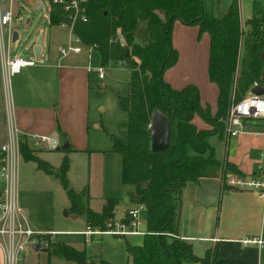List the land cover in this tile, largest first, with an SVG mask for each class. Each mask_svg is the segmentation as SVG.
<instances>
[{"label":"trees","instance_id":"1","mask_svg":"<svg viewBox=\"0 0 264 264\" xmlns=\"http://www.w3.org/2000/svg\"><path fill=\"white\" fill-rule=\"evenodd\" d=\"M47 15L49 25L65 19L61 5L56 3L50 4ZM85 15L86 21L76 20L73 25L81 43L92 46L102 64L125 58L129 66L127 94L118 98L119 108L126 117L119 126L123 138L111 135L110 151L120 156L121 184L133 187L127 192L128 200L142 203L146 216L141 243H126L129 256L126 264H181L184 260L219 264L215 263L210 249L196 256L191 243L175 233L180 194L189 181L201 178L223 181L225 173L240 175L234 164L215 156L208 137L223 136V117L230 101L238 100L252 81L264 86V32L261 29L264 11L250 12L241 23L242 28L233 0L219 17L204 12L201 0H86ZM139 20L147 22L145 44L134 40ZM174 20L196 25L198 32L208 34L207 76L217 87L213 114L207 105L200 103L194 84L174 88L163 79V71L176 61V50L171 43ZM117 32L121 41H109ZM125 48L129 51L128 57L124 56ZM155 110L169 122L168 147L160 152L152 151L149 146L148 123ZM194 114L209 128H196L191 121ZM57 135L64 136L58 127ZM38 149L24 139L22 159L33 161L37 169L58 179L68 200L65 214L82 217L90 228L104 230L112 224L119 197H105L100 210H93L88 204L87 187L74 189L68 182L69 157L65 151L69 147L60 148L65 153L56 168L36 155ZM44 248L45 264H54V258L73 264H109L90 259L84 249L61 241L50 239Z\"/></svg>","mask_w":264,"mask_h":264},{"label":"crops","instance_id":"2","mask_svg":"<svg viewBox=\"0 0 264 264\" xmlns=\"http://www.w3.org/2000/svg\"><path fill=\"white\" fill-rule=\"evenodd\" d=\"M37 4L41 5L42 9L37 8ZM13 5L16 16L23 12L25 6L32 13L41 10L37 22L35 20L38 13H35L30 19L26 17L24 23L18 21L17 29L20 39L24 36L30 43L31 52L35 38L39 34L43 46L39 62L21 67L18 72L10 75L6 88L0 73V145L6 139L5 112L8 104L15 126L21 133L49 135L56 138L59 145L66 144L72 153L85 152L89 140L86 125L89 111L87 101L89 71L94 69L86 64L90 60V52H95L100 62L99 55L93 48L89 51L83 48L78 53L60 56L58 49L66 44L67 30L58 25L48 24V19L44 15L46 5L41 0H13ZM144 26L145 36L134 31V40L139 44H145L147 40V22ZM19 28L24 31L21 36ZM208 42V34L204 31L198 32L196 25H184L174 20L171 26V43L176 50V61L163 71L162 76L174 88H181L188 83L194 84L199 92L200 103L207 105L213 114L216 110L217 87L207 76ZM191 121L198 129L209 128L197 114L193 115ZM94 126L97 127V124ZM57 127L64 136L57 135ZM247 128L252 129V126ZM230 138L235 150L227 155L224 147L223 157L219 160H227L235 165L240 175H232L242 178L263 174L258 167H253L256 152L262 150V137L251 132L239 133L236 136L225 137V145ZM54 149L40 148L36 155L39 157V153ZM113 153L116 157H111L108 165L101 167L97 172L95 167H87L88 176L80 178V182L73 185L75 189L87 187L89 205L93 198L98 199L96 207H93L96 211L100 210L105 197H119L124 215L126 208L132 204L127 198V192L133 187L121 184L120 156L116 152ZM40 159L52 166L49 160L42 157ZM35 169L40 170L36 166ZM70 169L68 166V182ZM94 179L97 180L95 187L97 193L89 181ZM222 183L225 186L223 188ZM18 189L24 196H32L28 200L32 203L34 212L33 199L37 198L35 192L23 190L19 184ZM180 196L175 233L191 243L196 256H202L210 249L215 255V263L264 264V198L258 197L255 190L227 185L224 180L201 178L187 182ZM28 215L30 222H33L34 213ZM84 226L86 229L85 222ZM76 231L81 233L82 230ZM81 235L84 237L82 233ZM242 239H259L261 243H241ZM1 259L0 251V264ZM181 264L202 263L184 260Z\"/></svg>","mask_w":264,"mask_h":264},{"label":"rangeland","instance_id":"3","mask_svg":"<svg viewBox=\"0 0 264 264\" xmlns=\"http://www.w3.org/2000/svg\"><path fill=\"white\" fill-rule=\"evenodd\" d=\"M44 5H47V0H41ZM231 0H201L204 12L219 17L225 12L228 3ZM237 10L238 19L241 23L250 12L260 14L264 11V0H233ZM12 23L18 21H26L31 18L35 13H38L35 22L39 20L41 10L32 13L28 7H24L20 15H15V5H13ZM239 12V13H238ZM145 23L140 20L135 27V32L146 35ZM144 24L143 26H141ZM264 32V22L261 27ZM66 31V30H65ZM64 31V32H65ZM20 36L24 32L19 28ZM86 51V50H85ZM9 52L11 55L18 54L22 57L28 56L33 58L30 43L27 42L26 37L10 42ZM87 52V51H86ZM242 53V43H239L238 56ZM89 67L94 69L89 71L90 84L87 94V101L89 102V111L87 113V131L89 134L88 147L85 152L65 151L69 157L70 181L69 184L74 189V183L80 182V178L87 175V167H95L99 170L101 167L108 165L111 157H116L111 148V138L113 135L117 138H123V134L119 132V126L125 121V113L120 110L118 98L127 94V82L129 70L128 68L119 66L117 61H107L102 64L98 61L95 52H90ZM42 61V59L40 60ZM39 62V61H37ZM87 62V61H86ZM102 66L105 74L99 80L95 68ZM97 124V127L94 126ZM225 136L221 138L216 136L208 137V142L214 147V154L219 159L223 157L224 147L227 155L232 154L235 147L232 144V138L224 144ZM61 149H54L39 153V157L49 160L52 168L59 165L61 156L65 153ZM261 152V151H260ZM260 152H256V157L253 167L257 165H264V158L260 156ZM80 153V154H79ZM264 168V167H263ZM260 171V170H259ZM258 171H256L257 173ZM255 173V174H256ZM67 176V173H66ZM264 179V175L259 174ZM17 179L19 187L26 191H33L37 198L33 199V212L32 203L27 204L28 213H34L35 219L31 223L34 229L52 230L56 233L52 236L51 240H60L64 243L73 244L79 248H84L88 258L93 260H103L109 264H126L129 261V256L125 250L126 243L131 245H138L142 241V233L145 231V209L139 215L141 222L138 229L142 232L140 234H131L118 236L111 233H102L99 235H91L89 239L91 242L86 244L84 237L81 233L85 230L84 220L82 217L74 218L71 214H65V209L68 207V200L65 192L60 185L58 179L52 174H46L41 170L35 169L33 161H24L20 158L18 162ZM68 179V177H67ZM93 189L97 193V180H89ZM88 181V182H89ZM80 184V183H79ZM94 185V186H93ZM32 197V196H31ZM31 197H28L29 200ZM35 200V202H34ZM98 203L97 198H93L90 207H96ZM114 219L118 220L123 215V205L118 201L116 205ZM76 230H82L80 231ZM80 234V235H79ZM50 239L48 238V241ZM46 252L41 248L33 251H28L23 256V264H45ZM54 264H73L69 261H64L54 258Z\"/></svg>","mask_w":264,"mask_h":264},{"label":"built area","instance_id":"4","mask_svg":"<svg viewBox=\"0 0 264 264\" xmlns=\"http://www.w3.org/2000/svg\"><path fill=\"white\" fill-rule=\"evenodd\" d=\"M86 0H47L44 15L48 19V11L51 3L60 4L65 19L58 22V26L67 30L66 44L58 49L60 56L69 53H78L83 48L87 51L92 46H85L80 38L74 33L73 25L76 20L86 21L85 15ZM13 0H0V73L4 87L8 86L10 75L19 71L21 67L33 65L38 60L29 57H22L18 54L11 55L9 44L12 41V31L18 33V23H12ZM239 13V12H238ZM16 15V12H15ZM240 22V21H239ZM242 28V24H239ZM119 32L111 36L109 41H121ZM20 37L17 34V39ZM41 52V51H40ZM133 59L138 62L136 57ZM119 66L128 68V61L125 58L117 60ZM98 78H102L104 69L102 66L95 68ZM259 85L252 81L244 94L236 101H230L223 117V135L228 138L239 133L251 132L262 137V150L260 156L264 158V92L254 94L250 91L252 86ZM264 89V86L259 85ZM6 139L0 145V251L2 255L1 264H23V256L28 251H33L34 245L37 249L47 245L48 238L51 239L55 231L34 229L31 226L28 215V196H24L18 189L17 170L18 162L22 157V143L26 139L33 147L53 149L59 146L56 138L38 133H21L15 126L12 112L7 104L5 112ZM252 126V129L247 127ZM264 175V165H257ZM223 180L227 185L243 189H253L257 196L264 198V179L258 175L248 177H235L225 173ZM142 203H132L125 211V214L118 220L108 224L107 228L87 227L82 234L84 242L89 244L91 235L111 233L118 236L140 234L138 229L140 221L139 213L144 210ZM123 217L128 219L125 221ZM257 243L259 239H242L241 243ZM36 249V250H37Z\"/></svg>","mask_w":264,"mask_h":264},{"label":"water","instance_id":"5","mask_svg":"<svg viewBox=\"0 0 264 264\" xmlns=\"http://www.w3.org/2000/svg\"><path fill=\"white\" fill-rule=\"evenodd\" d=\"M37 8L42 9L41 5L37 4ZM17 31L14 29L12 31V41L17 39ZM43 42L41 35H37L35 38L34 44L32 45V54L34 59L38 60L40 58V51L42 49ZM124 56H129V51L127 48L124 50ZM250 91L254 94H261L264 92V89L259 85L252 86ZM148 132H149V146L150 149L154 152L164 151L168 147V138H169V122L167 117L162 114L160 111H153L149 123H148ZM66 144H61L55 149L61 147H66ZM34 250L37 249V245L33 246ZM42 251H46L45 248H41Z\"/></svg>","mask_w":264,"mask_h":264}]
</instances>
